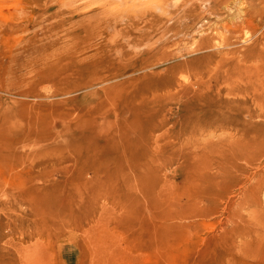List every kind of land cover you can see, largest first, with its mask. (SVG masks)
<instances>
[{
    "label": "rangeland",
    "instance_id": "obj_1",
    "mask_svg": "<svg viewBox=\"0 0 264 264\" xmlns=\"http://www.w3.org/2000/svg\"><path fill=\"white\" fill-rule=\"evenodd\" d=\"M118 10L117 27L97 22ZM206 37L232 49L261 39L264 49V0H0V79L32 77L47 63L112 61L123 76L63 97L62 129L74 122L117 135L123 128L117 140L130 148L121 162L95 173L86 153L92 146L80 145L76 216L52 235L38 234L48 225L14 218L31 211L8 203L10 190L0 180V264H264V126L249 127L242 116L235 124H188V94L166 83L167 69L197 54ZM209 73L225 74L224 100L264 124V57L188 68L178 78L189 86L209 81ZM109 85L116 87L104 90ZM53 86L41 84L46 94ZM4 105L0 134L14 135L26 122ZM205 146L208 158L233 159L226 174L240 181L233 193L209 200L208 189L186 177L188 160ZM63 160L62 173L48 180L66 187L70 163ZM252 187H259L257 201L248 194Z\"/></svg>",
    "mask_w": 264,
    "mask_h": 264
},
{
    "label": "bare ground",
    "instance_id": "obj_2",
    "mask_svg": "<svg viewBox=\"0 0 264 264\" xmlns=\"http://www.w3.org/2000/svg\"><path fill=\"white\" fill-rule=\"evenodd\" d=\"M121 15L120 10L111 12L97 22L105 29L117 27V21ZM250 15L251 13L242 16L245 23ZM214 41L213 37L202 39L198 45L197 54L191 55L186 61H177L167 69L166 83L175 82L183 87L184 93L188 94V124L197 126H214L225 122L235 124L239 122V116H242L248 118L245 123L249 127L262 129L264 124L253 122V114L248 108L239 107L240 110H236L229 101L224 100L220 85L225 81V74L220 76L209 73L211 76L209 81L204 83L197 81L189 86H184L183 81L178 78L188 68L199 70L203 66L208 67L215 63L231 65L247 57H264L261 39L244 49H232L233 45L222 47ZM97 63L95 61L86 66L77 65L71 68H61L58 64L47 63L40 65L32 77H24L12 83H4L0 79V109L6 106L4 104H12L14 108H10L13 110L10 108L8 110L13 111L16 117L26 122L22 130L14 135L0 134V172L3 173L0 174V180L10 190L6 193L11 194V196L8 195V203L12 202L14 206L26 205L31 211L30 214L21 213L15 216V219L31 220L37 226L50 227L48 230L44 228L45 231L39 229L38 234L41 236L52 235V231L59 230L62 223L71 221L76 216L78 164L80 157L85 156L83 149L80 148L81 144L87 143L90 147L92 146L90 150L89 148L86 150V153L94 161L95 173L103 164L112 165L121 162L122 158L130 152V148L127 149L117 140V138L121 139L118 136H123V128L117 135L97 132L94 127L83 129L74 122L68 123L67 127L62 129L63 97L71 95L76 90L88 91L97 88L105 81L124 75L118 73V69L111 67L112 61H107L109 65L104 62H99L98 65ZM95 68L96 71L102 69L103 72L96 73ZM48 80L52 81L54 86L53 90L46 94L41 84ZM114 87L116 86L109 85L104 87V90H111ZM202 110H206L209 114L197 117V112ZM96 122L97 118L93 119L91 124L95 126ZM159 123L167 127V118H159ZM77 128H80V132ZM166 132H170V129ZM65 136H68L66 143L62 141V137ZM206 146L202 152L191 157L192 160H188V176L186 177L198 181L200 186L208 189L204 196L212 200L233 193L232 190L240 181L238 178L233 180L226 177L228 170L235 166L233 159L224 155L215 160L208 158ZM64 158H67L70 163L65 181L68 186L61 187L59 181H49L48 178L62 173L61 164ZM6 169L9 172L8 176L5 175ZM213 169L216 171L212 172ZM219 174L225 175L226 179L222 181L221 177L220 181L215 180L214 178ZM219 186H221L218 190L219 194L212 193L211 189L217 190ZM248 192L253 200H258L259 187L257 189L252 187ZM199 214L205 213L202 210Z\"/></svg>",
    "mask_w": 264,
    "mask_h": 264
}]
</instances>
